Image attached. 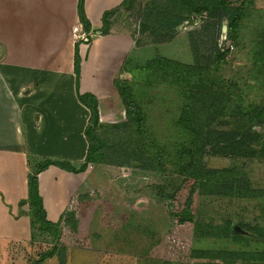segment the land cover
<instances>
[{
	"label": "rangeland",
	"instance_id": "rangeland-1",
	"mask_svg": "<svg viewBox=\"0 0 264 264\" xmlns=\"http://www.w3.org/2000/svg\"><path fill=\"white\" fill-rule=\"evenodd\" d=\"M129 1L120 9L116 26L117 31L132 36L137 53L127 66L134 71L132 76L125 72L123 80L134 86V94L145 107L148 127L165 148L173 149L188 139L186 131L176 125L183 105L179 87L162 82L156 71L135 69L155 58L209 66L210 75L233 83V90L242 94L246 103H255L256 110L263 107L264 68L257 70L255 61L264 59V0H227L234 7H246L236 39L231 38L229 22L224 21L221 27L220 17L202 26L194 23V15L171 31L172 27L166 26L167 11L159 7L165 0ZM171 16L169 20L175 12ZM217 44L218 49H230L225 50L222 63ZM111 103L117 116L102 117L100 122L105 127L98 130L107 149L133 132L123 126L127 117L121 97ZM226 126L222 122L218 129ZM254 130L263 134L264 125L257 124ZM245 143L243 147L248 144L246 139ZM207 146L203 161L207 168L236 169L245 173L248 187L264 190V161L248 153H219L216 147ZM112 151L103 163L88 165L90 184L70 204L68 211L73 217L64 220L59 239L55 231L33 229L30 242L0 244V264H264V241L256 234L264 228V198L197 194L192 207L195 222L181 225L174 215L182 212L188 198L185 187L178 191L182 178L112 165L110 162H116ZM196 224L208 226L214 235H197ZM227 225H231V233ZM193 250L208 252L209 256L194 258Z\"/></svg>",
	"mask_w": 264,
	"mask_h": 264
},
{
	"label": "crops",
	"instance_id": "crops-1",
	"mask_svg": "<svg viewBox=\"0 0 264 264\" xmlns=\"http://www.w3.org/2000/svg\"><path fill=\"white\" fill-rule=\"evenodd\" d=\"M125 1L85 0L93 37L78 44V88L73 28L81 24L79 0H0V244L27 243L33 236L29 206L20 205L29 195L31 166L45 159L84 163L91 113L78 93L97 98L100 119L117 116L111 103L120 97L116 83L132 76L127 64L137 49L129 33L117 31L119 12L109 34L100 29L104 14ZM38 178L54 224L90 184L88 173L56 166Z\"/></svg>",
	"mask_w": 264,
	"mask_h": 264
},
{
	"label": "trees",
	"instance_id": "trees-1",
	"mask_svg": "<svg viewBox=\"0 0 264 264\" xmlns=\"http://www.w3.org/2000/svg\"><path fill=\"white\" fill-rule=\"evenodd\" d=\"M128 1L126 0L120 8L104 14L103 27L100 29L102 35L110 33L112 19L121 8L128 4ZM84 4L85 0H79V19L85 31L90 33L91 25L86 17ZM233 5L227 0H165V4L159 7L167 11L165 19L169 25L166 26H171V31L189 20L191 16L206 14L207 19L203 21L202 26L211 22L213 17H220L219 24L221 27L224 21L229 22L228 29L231 38L236 39L239 32V23L244 16L243 13L245 14L246 7L238 8ZM172 12H175V16L169 20V17H172ZM224 17H227L226 20H224ZM218 45H216V53L219 55L220 63H222L225 53L230 49H218ZM221 50L224 51V54H221ZM258 54L259 52H256V56ZM255 62L257 70L264 68V59ZM208 68L209 66L179 64L165 58H155L146 66L135 68L138 71L139 69L141 71L146 70L147 73L156 71V77L161 79L162 82L169 81L179 87V96L182 98L183 105L176 125L186 131L188 140L185 139L176 144L173 149L165 148L158 137L152 133V130L150 131L145 107L139 102L136 93L134 94V86H131L129 82L118 81L116 83L127 117V121L123 126L126 130L132 129L133 132L126 138H121L119 144L111 148L113 149L111 156L116 162L112 161L110 163L120 167L136 168L143 172L171 173L182 178L178 191L183 190V187H185L188 191V198L182 212L174 215L179 219L181 225L195 222L192 207L194 196L197 194L219 195L238 199L264 198V190H254L247 186L249 181L244 177L245 173L236 169H211L203 163L207 145L216 147L219 149V153H223L225 150L229 154H242L241 156L248 153V155L251 154L249 157L256 158L260 162L264 161V133L259 134L254 130L257 124L264 125V105L256 110L255 103H246L242 94L240 95L238 91L233 90V86H235L233 83L226 84L224 81H220L218 77L211 76ZM80 70L81 58L79 45L77 44L75 74L78 88ZM78 99L91 113L90 122L85 131L88 152L84 163L76 165L70 161L45 159L34 164L31 166V173L28 176V198L20 204L21 207L29 206L32 229L44 232L55 231L58 239L64 220L73 217V213L67 211L57 224L47 220L39 190V175L51 166H56L73 174H81L86 172L89 164L103 163L105 158L110 157L111 151L110 148H106V142L98 135L99 128H104L105 124L100 122L97 98L91 94L81 95L78 93ZM225 118L230 120L225 121ZM222 122L228 126L223 130H219L218 127ZM244 138L248 142L246 147H243V144H246ZM203 229H205V232L202 234ZM226 229L229 230V233L232 232L231 225H227ZM196 233L203 237L214 235L208 229V226L200 224H196ZM256 234L264 241V228L257 230ZM207 255L208 252L196 250H193L191 254L194 258H204ZM235 255L241 256V259L244 257V254L240 253ZM218 256L220 255L217 254ZM49 257H51V254H47V258ZM261 261L264 262V257Z\"/></svg>",
	"mask_w": 264,
	"mask_h": 264
},
{
	"label": "built area",
	"instance_id": "built-area-1",
	"mask_svg": "<svg viewBox=\"0 0 264 264\" xmlns=\"http://www.w3.org/2000/svg\"><path fill=\"white\" fill-rule=\"evenodd\" d=\"M206 19H207L206 14H204L202 16H194L193 17L194 23L196 22L195 24H197L198 22H200L202 24L203 21ZM73 35H74L75 40L80 41L82 43H88V44L91 42V38L93 37L92 33H87L85 31L82 24H79L73 28ZM222 49H224V48H222ZM226 49H229V48H226ZM231 49H233V47Z\"/></svg>",
	"mask_w": 264,
	"mask_h": 264
},
{
	"label": "water",
	"instance_id": "water-1",
	"mask_svg": "<svg viewBox=\"0 0 264 264\" xmlns=\"http://www.w3.org/2000/svg\"><path fill=\"white\" fill-rule=\"evenodd\" d=\"M0 54H1V48H0Z\"/></svg>",
	"mask_w": 264,
	"mask_h": 264
}]
</instances>
